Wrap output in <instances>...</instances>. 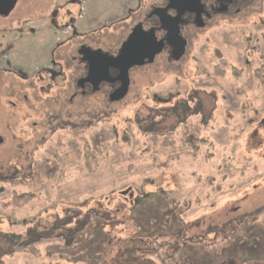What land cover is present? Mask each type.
Masks as SVG:
<instances>
[{"label": "rangeland", "instance_id": "rangeland-1", "mask_svg": "<svg viewBox=\"0 0 264 264\" xmlns=\"http://www.w3.org/2000/svg\"><path fill=\"white\" fill-rule=\"evenodd\" d=\"M67 1L17 0L0 16V264H264L263 216L253 217L264 209V0L190 32L179 62L132 69L124 99L73 104L60 81L46 96L33 77L67 46L33 15ZM121 2L74 8L109 25ZM55 160L60 177L29 188L32 162ZM89 220L81 240L69 234ZM38 238L56 240L10 254Z\"/></svg>", "mask_w": 264, "mask_h": 264}, {"label": "flooded vegetation", "instance_id": "flooded-vegetation-1", "mask_svg": "<svg viewBox=\"0 0 264 264\" xmlns=\"http://www.w3.org/2000/svg\"><path fill=\"white\" fill-rule=\"evenodd\" d=\"M251 1L253 0H122L121 9L113 15V23L109 25L95 20L85 21L82 8L78 13L74 8L78 5V0H68L47 10H39L33 15L34 23H39L45 29L61 32L67 37V46L61 49V55L50 53L53 61L37 69L33 77L46 82L45 86L39 88L41 92L45 89L46 96L50 94V89L55 87L57 81H60L64 85L63 92L69 95L70 104L100 93L106 95L108 102L111 103L110 95L120 87V82L116 80L119 71L109 69L108 74L114 80L113 83L105 81L97 83L98 75L89 77V64L85 57H91V53L86 49L99 50L111 58L117 57L122 44L136 31L138 38L147 42L144 53L140 52L142 55H148L147 52H150L153 46L160 45L161 51L155 56L154 61L162 56L167 62H179L186 53L190 32L193 35L195 30L239 15L241 10L252 3ZM175 31L186 42L184 55L178 61L173 59L177 45ZM110 42L116 46L114 49L108 45ZM94 44H98V48H94ZM146 65L148 64L141 67ZM7 71L0 68V72ZM15 74L22 80L30 77L20 71ZM0 138L2 139L1 136ZM48 138H53V134Z\"/></svg>", "mask_w": 264, "mask_h": 264}, {"label": "water", "instance_id": "water-1", "mask_svg": "<svg viewBox=\"0 0 264 264\" xmlns=\"http://www.w3.org/2000/svg\"><path fill=\"white\" fill-rule=\"evenodd\" d=\"M17 0H0V16H7L15 7ZM174 38L177 39V45L173 53L174 61H178L185 52L186 42L181 39L177 32H174ZM147 47V42L140 40L137 32L134 31L129 38L122 44L119 55L117 57H110L107 54L98 51H86L91 53V57H85L89 64V77L98 75L97 83L102 81L113 83L114 80L110 78L108 71L110 68L117 69L119 75L116 78L120 82V87L116 89L109 97L111 103L118 102L124 99L128 93L130 80L129 71L133 67H141L145 64H152L154 58L160 53V45H155L151 48L148 55H142ZM141 52V53H140ZM130 58V59H129ZM2 139L0 138V144Z\"/></svg>", "mask_w": 264, "mask_h": 264}, {"label": "trees", "instance_id": "trees-1", "mask_svg": "<svg viewBox=\"0 0 264 264\" xmlns=\"http://www.w3.org/2000/svg\"><path fill=\"white\" fill-rule=\"evenodd\" d=\"M261 53H262V56L264 57V37L262 39ZM221 65H224V64H223V62L220 61L219 65L216 67V71L214 72V75L216 77H220V78L224 76V72L222 70H219V67ZM232 71H233L232 75L235 78H238L239 76H241V73L239 71H237L236 69H233ZM260 72H262V71H260ZM255 77L262 82V78H263L262 75L259 76L258 73H256ZM74 135H77V133H75ZM152 140L155 141V138H152ZM163 146H167L166 140L163 141ZM50 153H51L50 150L47 151L48 155H50ZM86 153H87V151H86ZM193 156H195V155L193 154ZM55 158H56V156H55ZM86 159H88L87 156L85 157V160ZM56 164H57L56 160H55V162L53 161V165H52L53 168L49 169V166L46 163H43L42 161L41 162H39V161L32 162V165L29 168L30 178H29L28 184H27V185H29V188L41 184L44 179L45 180H47V179H53V180L58 179L60 177V175L57 176L58 170L57 171L54 170L55 168L57 169ZM207 184H208V186L212 185V179L211 178L208 179ZM14 185H16V183ZM31 198L32 197L28 193L22 194L20 196H17L14 194L12 199L10 200L9 204L14 206V207H19L22 205H26L31 200ZM261 215L263 216L262 220L264 221V209L255 212L253 217H257V216H261ZM89 223H90V220L85 221L84 224L82 226H80L81 227L80 230H79V227L76 226V223H75V224H73L74 227L69 229L68 232L70 235L72 234V232H73V234L75 233L74 236L76 237V240L79 241L83 238L84 233L87 231L88 227L90 226ZM56 239H58L59 241H61V243H63L65 245L64 238H61L59 236ZM56 239H54V240H56ZM54 240H51V239L49 240V239H45V238H43V239L38 238V241H36V242L31 241L30 244L26 243V245H18L16 242H14V244L12 246L13 249H12L10 254L23 252V253L34 255L37 251V249L35 248L37 245L44 243V242H47V241H54ZM223 246H225V245H223ZM213 248L214 247H211L208 249L212 250ZM185 263L186 264H192V261L188 259L185 261Z\"/></svg>", "mask_w": 264, "mask_h": 264}]
</instances>
